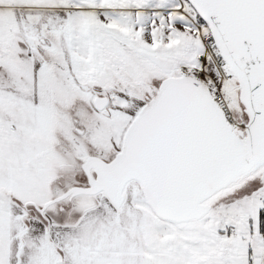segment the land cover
Returning a JSON list of instances; mask_svg holds the SVG:
<instances>
[{"label":"snow or ice","instance_id":"6c2138e0","mask_svg":"<svg viewBox=\"0 0 264 264\" xmlns=\"http://www.w3.org/2000/svg\"><path fill=\"white\" fill-rule=\"evenodd\" d=\"M0 264H264V0H0Z\"/></svg>","mask_w":264,"mask_h":264}]
</instances>
